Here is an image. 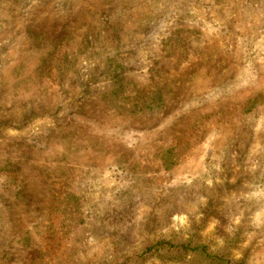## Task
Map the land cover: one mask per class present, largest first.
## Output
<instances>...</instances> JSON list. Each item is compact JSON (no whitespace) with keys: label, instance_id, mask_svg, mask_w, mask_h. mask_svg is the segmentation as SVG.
Returning <instances> with one entry per match:
<instances>
[{"label":"rangeland","instance_id":"1","mask_svg":"<svg viewBox=\"0 0 264 264\" xmlns=\"http://www.w3.org/2000/svg\"><path fill=\"white\" fill-rule=\"evenodd\" d=\"M0 264H264V0H0Z\"/></svg>","mask_w":264,"mask_h":264}]
</instances>
